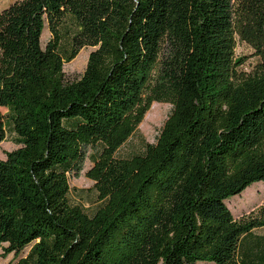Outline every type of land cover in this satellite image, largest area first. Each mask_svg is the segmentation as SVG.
<instances>
[{
  "label": "trees",
  "instance_id": "trees-1",
  "mask_svg": "<svg viewBox=\"0 0 264 264\" xmlns=\"http://www.w3.org/2000/svg\"><path fill=\"white\" fill-rule=\"evenodd\" d=\"M154 102L173 106L157 142L117 157ZM0 108V145L20 146L0 160V246H31L15 264H264V238L242 251L264 206L226 202L264 182V0H18L0 9ZM88 149L94 215L69 202Z\"/></svg>",
  "mask_w": 264,
  "mask_h": 264
},
{
  "label": "rangeland",
  "instance_id": "rangeland-1",
  "mask_svg": "<svg viewBox=\"0 0 264 264\" xmlns=\"http://www.w3.org/2000/svg\"><path fill=\"white\" fill-rule=\"evenodd\" d=\"M18 0H0V9L7 8ZM51 33L46 25L42 35V47L45 48ZM68 44V41L65 42ZM95 48L85 47L71 62L64 64L65 78L69 82L78 80L84 73L89 56ZM236 58L249 57L252 49L245 43L237 39ZM255 64V59L248 58L241 67L243 70H250ZM173 106L170 103L154 102L146 113L142 123L138 126L136 132L126 142V144L118 151L117 157L122 159H131L134 156L142 155L149 144H155L163 129L165 122L172 113ZM2 114H6L7 110L0 108ZM20 146L16 143V137L8 131L6 140L0 145V160H6L7 153L18 149ZM96 152V153H95ZM97 151L88 149L87 157L82 164V169L79 174L72 172L69 174L71 192L69 194V202L72 206H79L89 215H94L99 209L105 205V201L100 199V193L96 187V182L89 176L90 170L94 167L93 158L97 157ZM227 204L236 219L244 217L256 216L262 206H264V182L255 183L245 190L242 194L228 199ZM264 238V228L256 229L253 232V237L245 239L244 244L246 249L253 238ZM7 245L0 246V264H15L21 258L26 257L31 246L27 247L19 255L15 253L8 254ZM208 264V263H200Z\"/></svg>",
  "mask_w": 264,
  "mask_h": 264
}]
</instances>
